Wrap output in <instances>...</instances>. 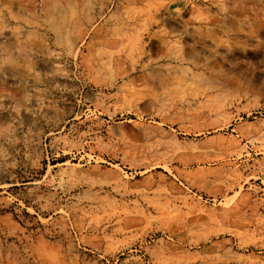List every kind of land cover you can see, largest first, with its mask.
<instances>
[{
  "label": "rangeland",
  "instance_id": "374dc122",
  "mask_svg": "<svg viewBox=\"0 0 264 264\" xmlns=\"http://www.w3.org/2000/svg\"><path fill=\"white\" fill-rule=\"evenodd\" d=\"M0 264H264V0H0Z\"/></svg>",
  "mask_w": 264,
  "mask_h": 264
}]
</instances>
